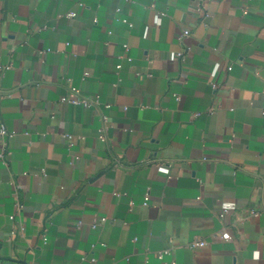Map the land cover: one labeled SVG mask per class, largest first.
<instances>
[{"label": "crops", "instance_id": "crops-1", "mask_svg": "<svg viewBox=\"0 0 264 264\" xmlns=\"http://www.w3.org/2000/svg\"><path fill=\"white\" fill-rule=\"evenodd\" d=\"M204 5L0 0V264H264V0Z\"/></svg>", "mask_w": 264, "mask_h": 264}, {"label": "built area", "instance_id": "built-area-1", "mask_svg": "<svg viewBox=\"0 0 264 264\" xmlns=\"http://www.w3.org/2000/svg\"><path fill=\"white\" fill-rule=\"evenodd\" d=\"M205 3V0H195V10L200 13V14H205L207 15L208 14V11L204 5ZM116 11H119V8H116ZM68 17H73L75 15V13L73 12H69L66 14ZM122 21L126 22L127 20L126 19H122ZM190 34V31L188 29H184L180 36H179V39H182L186 36H188ZM123 47L124 48H127V44L124 43L123 44ZM49 50V49H47ZM187 50L186 48H181L180 50H178L176 53H175V57L179 60H182L184 59V57L186 56V53H187ZM45 50L41 49L39 50L40 53H43ZM11 67V65H6L5 68H9ZM227 69H230V66L227 67ZM215 73V68L212 70L211 72V75H214ZM88 75V72H84V77ZM211 85L213 88H216L218 85L215 81L211 80ZM69 91L71 93H73L72 96H70L69 94H63L61 97H60V100L62 102H67V103H71V104H77V105H81V106H84V107H88V108H91V107H97L98 105L102 104L104 107H109L110 106V103L108 102H102L100 101L99 99V96L98 95H92V96H86V95H81L77 89V87L73 86V85H69ZM176 98H178V95H176ZM264 113V111H263ZM101 121H102V125L98 128V134H97V137L98 139H100L101 141H105L106 138H107V134H106V130L107 128L111 125L112 123V118L108 115H102L101 116ZM11 133L8 131V129L6 128V125L0 121V138L2 140H4L6 137L10 136ZM64 137L67 139V143L69 146L72 145L73 143V139H74V135L73 134H64ZM76 158L78 156H75ZM115 166L117 167H124V165L120 162V161H117L115 164ZM158 169L162 170V171H165V172H168V168L167 167H164V166H159ZM116 195H119L118 193H115ZM148 198H149V193L146 192L145 193V196H144V200H143V205H147L148 204ZM134 203L133 201H130V205L132 206ZM15 207L17 210H21L22 208V205L20 202L16 201L15 203ZM235 209V205L233 203H224L222 206H221V210H220V217H225L226 214L228 212H230L231 210ZM247 213V217H254V216H257L259 215L260 213V209L256 208V207H252V208H248V210L246 211ZM14 215H10V218H13ZM245 216V218H247ZM244 219V217L240 218V221H242ZM101 221H105L106 220V217H101L100 218ZM82 224V221L79 220L77 221L76 225L79 226ZM98 224V221H93L90 223V226L91 227H96V225ZM15 233V229H12L10 231V234H14ZM220 237L224 240H228L230 239V233L227 229H222L221 232L219 233ZM135 239V238H134ZM207 244L206 240L204 239H193L192 241H190L188 243V247L192 248V249H198V248H202L204 247L205 245ZM170 252V249L168 248H165L161 251H159V253L157 254V256L159 258H161L164 254H167Z\"/></svg>", "mask_w": 264, "mask_h": 264}]
</instances>
